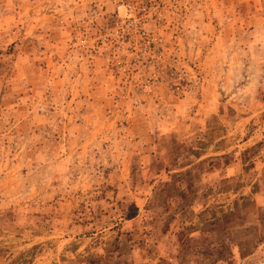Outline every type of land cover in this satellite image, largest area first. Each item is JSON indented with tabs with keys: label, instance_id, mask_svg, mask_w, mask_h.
Masks as SVG:
<instances>
[{
	"label": "rangeland",
	"instance_id": "1",
	"mask_svg": "<svg viewBox=\"0 0 264 264\" xmlns=\"http://www.w3.org/2000/svg\"><path fill=\"white\" fill-rule=\"evenodd\" d=\"M191 147L237 164L154 195ZM263 238L264 0H0V264H264Z\"/></svg>",
	"mask_w": 264,
	"mask_h": 264
},
{
	"label": "trees",
	"instance_id": "2",
	"mask_svg": "<svg viewBox=\"0 0 264 264\" xmlns=\"http://www.w3.org/2000/svg\"><path fill=\"white\" fill-rule=\"evenodd\" d=\"M179 145V149H183V143H178ZM165 148V147H164ZM165 150V149H164ZM168 151V150H167ZM169 152H163V154L161 155V159H159V162H161L162 164H164V167L162 169V173H165V177L164 179H160V181L158 182L157 185H155L154 188V195L156 194L157 189L159 188V186L161 185V183L166 180L168 177H176L179 180L178 185H183L185 182H188V180L193 181V182H199L201 181L203 178H205L209 173H212L214 171H217L221 168H223L224 166H228L231 163L237 164V162H230L228 159L225 161H222V165H221V158L222 157H218V158H214L211 159V161H206V160H199L197 162H195L194 164L190 165L189 167L185 168L184 170L180 171V172H171V173H166L168 172L171 168H169L168 166H170L171 164H175L174 168L177 167H181L184 166L186 164H190L193 159H197L200 156V151L198 149H194V147H191L190 149H188L185 152H181L179 154H176L172 157H169ZM228 158V157H226ZM234 161V160H233ZM173 168V167H172ZM159 171H157V173H155L149 180L147 183V186L149 188V186L151 185V183L153 181H155L156 179H158L160 177V175L162 174ZM173 188H176V186L174 185ZM238 206V203L235 202L233 204V207ZM10 210L8 209L7 212H9ZM14 211V210H12ZM25 215V214H24ZM30 214L25 215V217H29ZM33 215V214H32ZM36 215V214H34ZM226 218H228L230 220V218L235 217V216H239L238 214L235 213V209H231L227 214H225ZM36 217H38L36 215ZM20 218V216H19ZM41 218H44L43 215H41ZM47 219V218H46ZM42 220V219H41ZM38 220V221H41ZM263 239H259V241H263ZM256 246V244L253 247H250V249L248 250V253H251L252 249ZM246 254H240L239 257H244ZM233 257H231L230 259L227 260V264L232 263L233 261Z\"/></svg>",
	"mask_w": 264,
	"mask_h": 264
},
{
	"label": "crops",
	"instance_id": "3",
	"mask_svg": "<svg viewBox=\"0 0 264 264\" xmlns=\"http://www.w3.org/2000/svg\"><path fill=\"white\" fill-rule=\"evenodd\" d=\"M199 161V160H198ZM197 162V161H196ZM194 164V163H193ZM186 166H190L189 164H186V165H184V166H181V167H177L176 169H172L173 171H171V170H169L170 172H180V171H182V170H184L185 169V167ZM168 171V172H169ZM36 236H38V235H36Z\"/></svg>",
	"mask_w": 264,
	"mask_h": 264
},
{
	"label": "built area",
	"instance_id": "4",
	"mask_svg": "<svg viewBox=\"0 0 264 264\" xmlns=\"http://www.w3.org/2000/svg\"><path fill=\"white\" fill-rule=\"evenodd\" d=\"M126 7H127V9H126L127 11H132V6L131 5L128 4ZM130 16H132V15H130ZM123 34H126V33H123Z\"/></svg>",
	"mask_w": 264,
	"mask_h": 264
}]
</instances>
